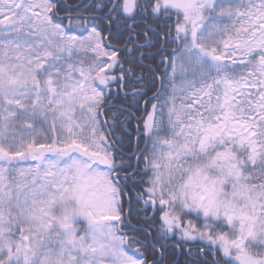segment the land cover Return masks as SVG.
Instances as JSON below:
<instances>
[{"label": "snow or ice", "instance_id": "1", "mask_svg": "<svg viewBox=\"0 0 264 264\" xmlns=\"http://www.w3.org/2000/svg\"><path fill=\"white\" fill-rule=\"evenodd\" d=\"M0 264H264V0H0Z\"/></svg>", "mask_w": 264, "mask_h": 264}]
</instances>
